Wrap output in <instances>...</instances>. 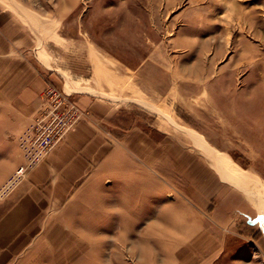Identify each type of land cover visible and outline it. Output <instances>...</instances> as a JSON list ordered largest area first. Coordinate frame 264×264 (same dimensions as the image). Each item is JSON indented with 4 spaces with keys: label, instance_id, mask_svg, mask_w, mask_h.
Masks as SVG:
<instances>
[{
    "label": "rangeland",
    "instance_id": "obj_1",
    "mask_svg": "<svg viewBox=\"0 0 264 264\" xmlns=\"http://www.w3.org/2000/svg\"><path fill=\"white\" fill-rule=\"evenodd\" d=\"M0 2L24 18L31 56L47 70L40 109L16 138L30 160L0 181V200L61 145L82 140L95 161L97 150L134 140V162L146 141L154 164L166 159L165 201L206 169L254 198L249 215L237 212L230 224L207 222L198 235L188 229L185 243L151 245L143 243L145 215L133 214L130 228L128 213L113 208L119 187L110 171L103 186L90 181L82 206L65 209V197L53 205L50 197L26 252L43 254L41 264H264V0ZM195 135L236 166L247 187L209 166ZM238 200L227 206H242ZM183 230H173L175 241ZM151 231L160 238V229ZM35 259L25 264H40Z\"/></svg>",
    "mask_w": 264,
    "mask_h": 264
},
{
    "label": "crops",
    "instance_id": "obj_2",
    "mask_svg": "<svg viewBox=\"0 0 264 264\" xmlns=\"http://www.w3.org/2000/svg\"><path fill=\"white\" fill-rule=\"evenodd\" d=\"M20 16L0 2V181L7 180L16 166L30 160L25 150L20 152L16 138L28 132L40 109V94L45 85L42 74L47 71L36 56H31L35 46L27 45L33 39ZM82 141L61 145L59 150L63 152L56 151L58 155L46 158L0 200V264H25L34 258L39 263L45 261L47 258L43 254L34 255L26 250L37 237L41 227L40 214L49 205V198L54 199L53 205L58 195L65 197V209L82 206L88 199L90 181L103 186L108 180L105 174L110 171L112 179H115L113 185L119 187L113 195V208L119 213L123 208V212L128 213L130 225L127 227H136L132 224L137 223L134 216L137 212L142 213L140 218L145 215L143 243H185L184 238H189L191 233L188 229H196L198 235L206 228L207 222L210 229H215L232 223L237 212L249 215L252 210L247 197L233 190L227 180H218L208 169L202 174V179H189L191 188L178 189L175 185V195L165 201L163 198L169 194L170 181L162 172L166 159L161 158V163L154 164L150 151L147 152V148H151L146 141V152L139 163L134 162L131 153L135 150L140 154V147L134 140L124 145L118 141V145L108 153L92 147L98 156L96 161L95 157H89V143H84L86 148L82 150ZM89 159L96 163L89 162ZM59 191L65 194H58ZM104 197L100 194L102 203ZM233 198H238L242 206L230 204L228 207L227 203ZM156 199L161 200L160 204H155ZM179 228L184 229V236L182 240L177 237L175 241L173 230L178 231ZM155 229L161 230L160 238L151 231Z\"/></svg>",
    "mask_w": 264,
    "mask_h": 264
},
{
    "label": "bare ground",
    "instance_id": "obj_3",
    "mask_svg": "<svg viewBox=\"0 0 264 264\" xmlns=\"http://www.w3.org/2000/svg\"><path fill=\"white\" fill-rule=\"evenodd\" d=\"M194 143L195 146L197 148H199V150L203 151L204 155L207 156V159L209 161V164L212 165L214 168H216V170H218V172L224 177V178H228L232 181L235 182V184H243L246 185V182H244L245 177L242 176V174L238 171V169L236 168V166H232L231 164L227 163L226 161H221L220 158H218V156H213L212 154V150H210V148H208L207 145H205V143L202 141V139L199 136L195 135L194 138ZM201 154V153H200ZM220 157V156H219ZM226 159V157H225ZM229 161V160H228ZM241 176H242V180H241ZM8 185V184H7ZM247 187V185H246ZM244 188V187H243ZM248 189V188H247ZM252 190V189H251ZM250 191V189H249ZM251 192V191H250ZM256 192V191H254ZM256 195V194H255ZM245 196V195H244ZM248 198L250 200H253L252 197H250L248 195ZM260 199V198H259ZM257 200V199H256ZM258 205V204H257Z\"/></svg>",
    "mask_w": 264,
    "mask_h": 264
},
{
    "label": "built area",
    "instance_id": "obj_4",
    "mask_svg": "<svg viewBox=\"0 0 264 264\" xmlns=\"http://www.w3.org/2000/svg\"><path fill=\"white\" fill-rule=\"evenodd\" d=\"M37 126H38V124H37ZM36 129H37V127H36ZM17 174H20V173H22L23 172V167H19V169H17Z\"/></svg>",
    "mask_w": 264,
    "mask_h": 264
}]
</instances>
